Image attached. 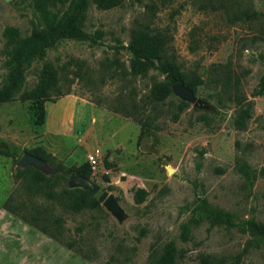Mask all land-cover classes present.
<instances>
[{"label": "rangeland", "instance_id": "obj_1", "mask_svg": "<svg viewBox=\"0 0 264 264\" xmlns=\"http://www.w3.org/2000/svg\"><path fill=\"white\" fill-rule=\"evenodd\" d=\"M202 1L158 3L154 15L146 4L158 0H123L110 9L92 1L84 37L59 39L26 64L15 96L0 104V140L18 154H0V264H152L168 243L176 249L174 264H200L204 255L224 264H264V237L249 226L250 220L264 224V94L253 95L264 74V0H231L260 12L237 22L221 10L202 9ZM68 3L0 0V90L19 42L50 28ZM137 20L166 28L169 54L202 79L189 98L172 90L153 101L150 88L163 75L129 72L127 44ZM45 64L57 69L59 81L45 103L44 124L35 126L31 102L21 96ZM235 84L251 104L244 129L234 126ZM182 101L186 107L173 119ZM132 117L147 124L140 138ZM36 145L65 165L96 160L88 181L124 210L118 220L101 202L72 213L41 195H25L50 205L51 217H63V238L75 240L85 256L2 207L16 186L20 156ZM105 158L115 168L106 169ZM69 180L58 175L52 187H81ZM138 188L146 190L140 203ZM205 207L229 213L233 224H212Z\"/></svg>", "mask_w": 264, "mask_h": 264}, {"label": "trees", "instance_id": "obj_2", "mask_svg": "<svg viewBox=\"0 0 264 264\" xmlns=\"http://www.w3.org/2000/svg\"><path fill=\"white\" fill-rule=\"evenodd\" d=\"M92 1L100 9H110L120 5L123 0H69L62 15L50 28L35 30L23 38L13 54L14 65L10 71L9 80L0 90V104L15 96L22 83L25 66L31 59L40 56L43 50L54 45L59 39L81 38L86 35L83 30V20L85 12ZM172 1L174 0H158V2L146 4V8L150 15H154L158 3L168 4ZM200 7L202 9L221 10L232 22L251 21L260 15V12L253 7L242 6L239 2L231 0H203ZM178 11L175 9L173 13ZM171 41L172 35L166 28H159L149 22L137 20L131 29L127 44L131 54L129 72L132 75L144 76L151 69H157L163 75V80L155 82L149 91V98L156 102L165 100L171 94L173 84L177 82L183 83L193 92L202 83V79L197 74L185 72L181 65L169 54ZM58 81L57 69L52 64H45L37 83L23 92L21 99L31 102V114L35 126L44 124L45 103L51 100L50 91L57 85ZM262 94H264V74L253 91L254 96ZM233 96L236 103L234 126L237 129H244L250 117L251 104L250 101L244 100L237 84L234 86ZM185 107L186 102L182 101L178 106V111L172 114V118L177 119L179 113ZM133 119L141 125L140 138L145 132L144 127L147 124L143 120ZM0 145V154L17 157V151L8 143L0 140ZM26 152L32 153L46 161L51 167L55 168V172L47 175L32 166H18L14 174L16 186L5 198L2 207L41 232L61 242L67 248L85 256L86 254L81 248H76L75 240H65L63 238V217L61 215L51 217L48 213L50 205L38 203L31 197H25V195H41L51 204L72 213L97 208L100 206L99 200L87 189L82 187H63L60 190H55L52 187L53 178L58 175L70 177L72 173H75L77 177L90 180L93 173L91 163L88 160L79 165H65L62 161L56 162L53 154L41 145H36L26 150ZM104 166L106 169L115 168V165L106 158L104 159ZM104 177L108 179L107 175ZM145 196L146 190L143 188H138L134 192V200L137 203L142 202ZM205 211L206 218L212 224H233L232 216L221 209L205 207ZM249 226L253 232L264 237V224L250 220ZM175 255V246L172 243H168L165 245L163 252L159 256L154 257L152 264H174ZM200 264H224V260H213L211 256L204 255L200 257Z\"/></svg>", "mask_w": 264, "mask_h": 264}, {"label": "water", "instance_id": "obj_3", "mask_svg": "<svg viewBox=\"0 0 264 264\" xmlns=\"http://www.w3.org/2000/svg\"><path fill=\"white\" fill-rule=\"evenodd\" d=\"M172 90L184 99L189 98L193 94L192 90L185 87L181 82L173 84ZM17 164L19 167L32 166L44 174L52 172V169L46 161L29 152H24L20 156ZM77 179H79V181H77ZM69 185L71 187L81 186L82 188L91 191L94 197L97 198L99 202H101L102 205L118 220H121L124 217V210L118 203L117 199L112 194H108L107 191L98 187L96 184L85 178L77 177L75 173H72L70 175Z\"/></svg>", "mask_w": 264, "mask_h": 264}, {"label": "built area", "instance_id": "obj_4", "mask_svg": "<svg viewBox=\"0 0 264 264\" xmlns=\"http://www.w3.org/2000/svg\"><path fill=\"white\" fill-rule=\"evenodd\" d=\"M90 163H91V165H92V168H93L94 164H96V160H94V159H93V160H91V162H90Z\"/></svg>", "mask_w": 264, "mask_h": 264}]
</instances>
